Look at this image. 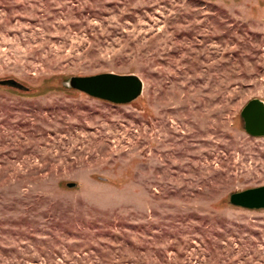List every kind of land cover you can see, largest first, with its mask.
I'll return each mask as SVG.
<instances>
[{
	"label": "rangeland",
	"instance_id": "374dc122",
	"mask_svg": "<svg viewBox=\"0 0 264 264\" xmlns=\"http://www.w3.org/2000/svg\"><path fill=\"white\" fill-rule=\"evenodd\" d=\"M133 74L129 105L66 89ZM0 264H264V0H0ZM74 184V187H67Z\"/></svg>",
	"mask_w": 264,
	"mask_h": 264
},
{
	"label": "water",
	"instance_id": "95a60500",
	"mask_svg": "<svg viewBox=\"0 0 264 264\" xmlns=\"http://www.w3.org/2000/svg\"><path fill=\"white\" fill-rule=\"evenodd\" d=\"M0 86L27 92L28 89L13 79L0 80ZM64 87L83 93L93 99L114 105H129L142 94V81L133 74L100 73L90 76H72L64 81ZM243 130L254 138L264 137V102L248 101L239 113ZM67 187H74L68 184ZM228 203L232 207L255 211L264 210V185L231 193Z\"/></svg>",
	"mask_w": 264,
	"mask_h": 264
}]
</instances>
